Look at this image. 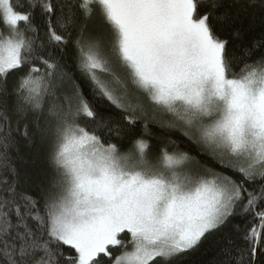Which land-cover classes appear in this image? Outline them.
I'll list each match as a JSON object with an SVG mask.
<instances>
[{
    "label": "snow or ice",
    "instance_id": "6c2138e0",
    "mask_svg": "<svg viewBox=\"0 0 264 264\" xmlns=\"http://www.w3.org/2000/svg\"><path fill=\"white\" fill-rule=\"evenodd\" d=\"M257 12L0 0V264H260L264 35L237 27ZM37 139L22 183L11 151Z\"/></svg>",
    "mask_w": 264,
    "mask_h": 264
},
{
    "label": "trees",
    "instance_id": "16d2710c",
    "mask_svg": "<svg viewBox=\"0 0 264 264\" xmlns=\"http://www.w3.org/2000/svg\"><path fill=\"white\" fill-rule=\"evenodd\" d=\"M249 24L252 25L249 28ZM244 29L243 44L250 45L254 40L264 35V18L257 12L255 20H245L243 25H237ZM46 148L37 139L32 144L21 140L19 143V151L13 149L11 151L12 162L20 173L21 182H31L42 177L46 170L45 161ZM190 260L203 259L199 253L193 254ZM260 264H264V258H261Z\"/></svg>",
    "mask_w": 264,
    "mask_h": 264
}]
</instances>
